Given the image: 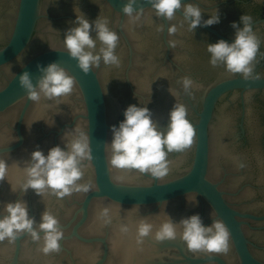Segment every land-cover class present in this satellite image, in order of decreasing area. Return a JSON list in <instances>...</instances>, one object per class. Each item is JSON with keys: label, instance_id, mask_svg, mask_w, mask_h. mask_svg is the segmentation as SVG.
<instances>
[{"label": "clouds", "instance_id": "1", "mask_svg": "<svg viewBox=\"0 0 264 264\" xmlns=\"http://www.w3.org/2000/svg\"><path fill=\"white\" fill-rule=\"evenodd\" d=\"M154 11L155 17L162 21H171L174 16L183 17V23L189 31L197 27H208L220 23L219 11L215 15L203 19L199 5L182 0H146ZM264 3V0H260ZM139 0H126L122 13L130 19H139L143 14V7H139ZM137 6V7H134ZM179 10V13L178 11ZM63 37L67 55L76 61L77 67L88 74L93 67L101 62L106 65H118L119 58L115 54L118 34L110 29L107 18L98 16L89 19L80 12L71 22ZM253 18L241 15L239 22L233 21L234 38L231 42L219 39L215 43H208L207 52L210 54L209 63L212 67L223 66L227 72L241 75L245 80L252 77L254 61L260 49V39L253 30ZM176 33L175 24L161 25V30ZM94 33V35H93ZM99 48L97 49V43ZM39 76L33 82L32 75L24 71L19 75V85L26 91L28 99L40 103L44 101L59 102L60 98L72 93L75 78L58 62L47 65L37 64ZM182 91L176 92L171 88L169 93L175 98V103L168 113V122L159 128L152 119V112L147 107L150 97L144 102L130 104L124 110V119L117 125H112L110 142L105 146L110 152V165L119 170L138 171L142 174L160 180L170 171L171 161L168 155L173 152L181 153L194 142L196 129L187 118L188 108L180 97L191 95L193 88L200 87L190 77L181 80ZM107 92H105L106 94ZM50 108L51 104H44ZM39 121V120H38ZM54 124V123H53ZM52 124V125H53ZM49 125V126H52ZM64 147H51L47 154L37 148L30 153V158L23 162L9 164L8 159L0 158V181H7L10 191L19 193V198L0 206V241H13L21 235L30 236L40 245V251L49 254L59 250L63 231L59 221L47 208L41 213L37 223L30 217L27 201L23 196L29 189L42 197L49 193L58 199L72 195L74 192L87 193L91 185L79 183L83 176V162L92 159V149L89 132L80 131L76 125L72 130H66L61 137ZM15 165L20 169V176L13 185L8 179L9 168ZM243 167V165H241ZM197 195L186 200L193 206H198ZM166 206L167 202H163ZM98 219L103 224H109L112 219L111 210L104 207L98 213ZM135 229L137 242H143L145 237L162 243L179 239L185 243L192 253H204L209 259L207 264H213L210 257L213 254L226 253L229 250L230 233L221 219L212 220L205 225L199 213L182 217L178 222L170 215L158 225L141 218L135 223H121L119 231L128 233ZM42 242V243H41Z\"/></svg>", "mask_w": 264, "mask_h": 264}]
</instances>
